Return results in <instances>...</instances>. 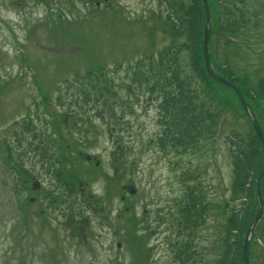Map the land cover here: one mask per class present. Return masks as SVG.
I'll list each match as a JSON object with an SVG mask.
<instances>
[{
  "label": "rangeland",
  "instance_id": "rangeland-1",
  "mask_svg": "<svg viewBox=\"0 0 264 264\" xmlns=\"http://www.w3.org/2000/svg\"><path fill=\"white\" fill-rule=\"evenodd\" d=\"M15 1L0 0V264H175L172 245L186 238H178L175 226L179 218L177 204L182 206L186 202L189 191L182 176L189 170L196 176L190 186L197 185L200 195L211 204L206 226L195 235L198 258L201 264H214L221 254L225 223L216 204L230 197L232 159L228 138L249 132L244 110L234 115L232 109L226 114L215 145L210 143L197 154H165L155 145L162 133L157 103H146L148 95L143 89L130 102L124 100L128 98L124 91L127 70L146 55L157 57L169 44L159 31L160 20L152 19V15L161 12L158 2L112 0L96 7L86 5L83 0H26L28 7L22 11L10 7ZM225 4L231 5L233 0H225ZM255 7L252 10L249 6L250 11L255 12L259 4L255 3ZM247 31L250 30L247 28ZM259 31L264 37V18ZM242 36L251 44L252 51L245 53L244 63L237 59L236 48L232 47L229 50L231 66L235 72L238 68L240 75L251 77L252 86L257 87V81L264 79V38L261 43L257 34ZM224 40H219L216 49L221 55L218 62L227 52ZM187 62L184 56L183 65ZM88 73H101L114 80L119 95L122 94L119 99L125 106L130 105V108L115 107L113 147L107 139L106 123L98 118L97 112L73 111L80 108H72L75 96H71L81 90L78 77ZM225 88H220L222 96L234 104V91ZM200 97L206 100L203 94ZM49 99L57 114L71 111L75 114L73 121L85 122L80 132L69 131L70 149L66 151L73 152L74 159L76 153L83 151L90 156H101L105 162L103 169L90 170L86 162L81 163L76 157L78 167L71 168L73 179L79 177L83 182H90L86 193L101 200L97 210L102 206L105 210L89 217L88 249L64 230L68 214L82 212L87 216L88 209L75 206L73 210L57 203L58 210L53 215L41 217L37 207L30 203L31 190L24 192L16 188L21 186L19 177L3 162L6 152L1 147L2 141L14 148L16 141L12 132L21 135L20 124L30 116L35 117L38 105ZM59 101L66 108L58 107ZM36 118L42 124L52 120L46 107L40 108ZM52 130L51 127L50 135L54 138ZM87 130L92 133L88 137ZM117 140L125 149L119 159ZM113 148L114 189L108 194L109 184L104 176L113 173ZM35 175L43 185L54 183L52 177H40L39 170ZM128 181L137 188L136 196L121 190ZM106 194L111 201L105 200ZM253 235L264 238V221L250 237ZM256 252L260 259L264 258V251Z\"/></svg>",
  "mask_w": 264,
  "mask_h": 264
},
{
  "label": "trees",
  "instance_id": "trees-1",
  "mask_svg": "<svg viewBox=\"0 0 264 264\" xmlns=\"http://www.w3.org/2000/svg\"><path fill=\"white\" fill-rule=\"evenodd\" d=\"M159 1L160 5L165 7V11H161V16L158 17L163 26L161 32L169 40V44L159 53L156 63L151 61L148 68L143 65L137 66L126 84V93L127 97H134L139 89L144 88L148 93L147 102H158V121L162 133L158 135L155 144L161 151L183 155L190 152L197 154L204 150L203 147L206 145L210 143L215 145L217 126L222 114L221 101L226 99L216 85L223 86L208 75L205 66L206 9L203 0ZM208 2L213 19L212 38L218 31L224 35H238L245 29V25L251 23L250 14L243 12L236 5L234 9L227 7L228 22L225 27L218 30L217 2L216 0ZM238 2L242 4L244 0ZM184 56L188 58L185 66ZM210 57L213 70L224 72L229 77H236L231 82L244 92L247 103H252L248 104L263 129L264 108L261 103L264 98V80H259L257 87H253L251 77L245 76L240 79L238 74L231 69L228 70L230 66L228 59L218 62L212 51ZM78 86L81 90L76 95V102L79 103L82 99L84 105H99L100 114L108 111L113 115L116 105L121 104L114 81L104 74L88 73L80 78ZM200 94H203L205 101L201 99ZM235 97L236 101L232 106L234 115L243 110L236 94ZM217 102L219 103L214 105ZM123 107L130 108V105ZM248 122L250 130L246 135L232 134L228 138L232 179L229 199L216 204L225 223L221 254L214 264H245L244 243L250 224L257 213L256 184L264 169V145L250 121ZM195 180L196 176L192 170L182 176V182L189 191L186 192V202L178 211L179 218L175 230L178 232V238L182 236L186 238L181 242L175 241L172 245L175 264H201L195 235L200 228L206 226L211 204L206 197L200 195L197 185L190 186ZM262 189L264 191V181ZM172 222L175 223L174 217ZM255 245L256 242L249 247L250 259L253 258Z\"/></svg>",
  "mask_w": 264,
  "mask_h": 264
},
{
  "label": "flooded vegetation",
  "instance_id": "flooded-vegetation-1",
  "mask_svg": "<svg viewBox=\"0 0 264 264\" xmlns=\"http://www.w3.org/2000/svg\"><path fill=\"white\" fill-rule=\"evenodd\" d=\"M101 0H96L95 3H100ZM51 113V112H50ZM36 118V116H35ZM36 121V122H35ZM33 124L36 123L38 127H40L39 130H35L33 133L29 132L28 134H25L27 137H31V144L27 146L25 143L23 144V148H26L24 151L25 153V160L26 165L30 164V166H35L34 169V175L31 177V180L34 181H40V178L35 176V173L39 170L40 177L42 176H51L50 170L44 165L51 164L55 162V153H54V147L52 144V136L50 135V129L53 128V122H47L41 123L40 121L37 122V118L35 119ZM68 126L66 125V128ZM54 133V129L51 131ZM10 156V162H12V165H14L13 160ZM20 159V158H19ZM23 161V158H21ZM43 161V163H41ZM18 161L16 162L17 165ZM41 165H40V164ZM44 164V165H43ZM20 172L21 171H17ZM35 179V180H34ZM28 180L25 181V187H28ZM22 187V186H21ZM24 188V187H22ZM39 190L31 192V203L34 204L37 209L39 210L38 214H41L42 216H45L46 214L53 215L55 213V206L53 203L57 199H65L68 195H73L74 197L77 196L75 189H70L69 185H40L38 186ZM32 189V187H31ZM79 191V190H78ZM80 192V191H79ZM80 196H85L83 192H80ZM93 215L97 214L96 210H93ZM48 223V221H47ZM71 227H65L68 233L76 237V239H81L82 236L80 235L82 228L84 227L85 223L84 221L80 220V217H76L75 220L70 224ZM86 229H84V234H86ZM87 235V234H86Z\"/></svg>",
  "mask_w": 264,
  "mask_h": 264
},
{
  "label": "water",
  "instance_id": "water-1",
  "mask_svg": "<svg viewBox=\"0 0 264 264\" xmlns=\"http://www.w3.org/2000/svg\"><path fill=\"white\" fill-rule=\"evenodd\" d=\"M105 1H108V0H105ZM204 2H205L206 9H207V14H208V26H207V29H206V42H205V57H206L207 70H208L209 74L212 77H214L216 80H218L219 82H221L223 84L228 85V83H226L225 81H223V80L215 77L212 74V72H211L210 59H209V54H208V41H209V37H210V17H209V10H208L207 1L204 0ZM11 7L13 9H24L25 2H22V1L15 2V3H13L11 5ZM238 94H239V92H238ZM241 100H242L243 104L245 105V103H244V101H243L242 98H241ZM245 110H246L247 115L251 118L255 130H256L257 134L259 135L260 139L262 140V142L264 144V136H263L262 130L260 128V125L258 124L257 120L250 115V113H249L248 108L246 107V105H245ZM123 189L125 191H128L132 195H135L136 194V189L134 187H124ZM258 189H259V181H258ZM258 218H260V216ZM247 247H248V240L246 241V244H245V247H244V256H245V259H246V263L248 264L247 258H246V250H247Z\"/></svg>",
  "mask_w": 264,
  "mask_h": 264
}]
</instances>
